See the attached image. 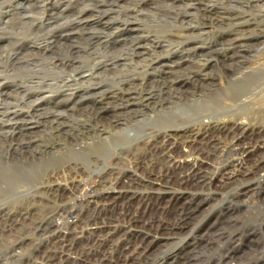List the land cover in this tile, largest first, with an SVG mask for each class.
Segmentation results:
<instances>
[{
  "label": "bare ground",
  "instance_id": "bare-ground-1",
  "mask_svg": "<svg viewBox=\"0 0 264 264\" xmlns=\"http://www.w3.org/2000/svg\"><path fill=\"white\" fill-rule=\"evenodd\" d=\"M8 1L0 264H145L160 247L144 231L182 234L209 208L250 205L264 171V0ZM185 190L205 197L173 221L137 218Z\"/></svg>",
  "mask_w": 264,
  "mask_h": 264
},
{
  "label": "rangeland",
  "instance_id": "rangeland-1",
  "mask_svg": "<svg viewBox=\"0 0 264 264\" xmlns=\"http://www.w3.org/2000/svg\"><path fill=\"white\" fill-rule=\"evenodd\" d=\"M10 2L8 1L0 5V12L7 11L6 6ZM3 19V21H7L10 17L4 16ZM144 28H147L146 32L149 30L146 25ZM9 30L10 29L6 30V33L10 32ZM151 31L160 33L169 30H155L154 28L151 29ZM7 44L8 43H5L3 46L7 48ZM9 81L11 82L13 79ZM254 116V118L250 116L249 118L251 119H245L244 116L239 117L236 121L241 123L244 127H254L255 124L260 121L259 115ZM262 120L264 121L263 118H261V121ZM219 122L222 123L223 120H219ZM62 146L64 150L67 148L65 145ZM248 157L247 159L249 162L253 161L255 158L254 155ZM75 158L76 156L69 155L65 160L58 161L55 165L67 167L69 164L72 165V162L74 164ZM67 161H69V164H67ZM1 164L6 166L9 165L8 162L0 160V167L2 166ZM48 170V173H51V168ZM54 171H59L60 175L66 174L65 172L61 173V169L59 168ZM259 177H256L258 182H256L254 186L256 188L255 197L243 200V202L246 201L250 205L245 206V204L241 203L240 205L232 206V210L227 214L218 211V214L213 213L208 215L210 211L209 208L208 211L205 210V213H198L195 215V219L198 221L194 219L182 234L166 236L162 234V232L155 235L153 232L144 231L143 233L145 234L141 235L145 236V238H149L150 242L155 243V245L151 247V251H155L158 245L160 247V251L155 256L153 255L154 257L145 264H264V171L260 172ZM182 193L183 196L181 195V201L174 204L173 207L164 214L165 216L161 214L159 208L158 210L155 208H147L141 209V213L139 212V214H137V218H139V220L140 218L141 220L145 219L144 221L156 220L157 222V220L161 221V218L167 221H173L178 215L183 203H187L190 199L199 200L205 197L201 192L198 193L185 190L182 191ZM19 198L17 197L15 200L12 199L8 207L26 203L22 202L23 197ZM228 200L229 198L225 196L222 200L212 203V207L218 210L221 205L228 204ZM41 203L43 202L37 200L36 205H43ZM3 225L4 222L0 220V232L4 230ZM140 241L141 239H132L130 241V247L139 244ZM79 248H82V242H78L77 245H75L76 250H80ZM162 252L169 256L168 260L165 262H163ZM176 252H178V255Z\"/></svg>",
  "mask_w": 264,
  "mask_h": 264
}]
</instances>
